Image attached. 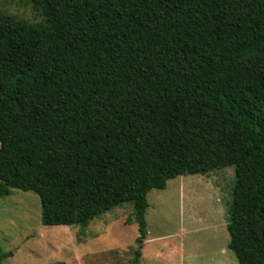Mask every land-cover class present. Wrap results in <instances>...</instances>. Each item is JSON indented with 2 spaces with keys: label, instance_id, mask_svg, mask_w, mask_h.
Masks as SVG:
<instances>
[{
  "label": "trees",
  "instance_id": "16d2710c",
  "mask_svg": "<svg viewBox=\"0 0 264 264\" xmlns=\"http://www.w3.org/2000/svg\"><path fill=\"white\" fill-rule=\"evenodd\" d=\"M31 1L41 23L0 12V198L45 227L129 203L137 264L147 194L232 168L228 249L264 264V0Z\"/></svg>",
  "mask_w": 264,
  "mask_h": 264
},
{
  "label": "rangeland",
  "instance_id": "374dc122",
  "mask_svg": "<svg viewBox=\"0 0 264 264\" xmlns=\"http://www.w3.org/2000/svg\"><path fill=\"white\" fill-rule=\"evenodd\" d=\"M0 12L32 24L44 20L31 0H0ZM233 184L234 170L225 168L181 176L164 190H151L137 264H239L228 249L226 229ZM137 237L129 203L86 227H45L36 194L14 189L0 198V247L12 252L5 264H129Z\"/></svg>",
  "mask_w": 264,
  "mask_h": 264
}]
</instances>
